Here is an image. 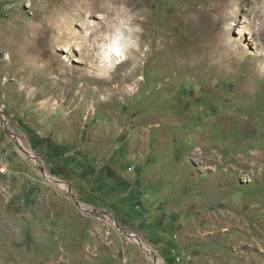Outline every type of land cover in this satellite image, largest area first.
Listing matches in <instances>:
<instances>
[{
    "label": "rangeland",
    "instance_id": "1",
    "mask_svg": "<svg viewBox=\"0 0 264 264\" xmlns=\"http://www.w3.org/2000/svg\"><path fill=\"white\" fill-rule=\"evenodd\" d=\"M0 111V264H264V0H0Z\"/></svg>",
    "mask_w": 264,
    "mask_h": 264
},
{
    "label": "bare ground",
    "instance_id": "2",
    "mask_svg": "<svg viewBox=\"0 0 264 264\" xmlns=\"http://www.w3.org/2000/svg\"><path fill=\"white\" fill-rule=\"evenodd\" d=\"M48 8V7H47ZM44 9H46V8H44ZM35 14H37V13H35ZM34 16V15H33ZM37 16V15H36ZM35 16V17H36ZM42 31L40 30V33H41ZM32 48H31V45L29 44V45H26V48H25V51H27V52H29L30 50H31ZM121 50L119 49V47H118V43H117V41H116V39L114 38L113 40H110L109 42H108V44H107V47H106V49L104 50V51H102V54H101V56H100V58H101V60L104 62V65H106V68L108 67V66H110L111 64H112V62H111V59L112 58H116V57H120V54H121ZM9 58V57H8ZM52 63H54V60H53V57H51L50 58V60H49V62L48 63H46V64H44V66H43V68H39L38 67V71L40 72V73H45V72H47L48 73V70H51V64ZM38 72V73H39ZM39 75V74H38ZM62 78H63V76H61L60 75V80L58 81V84H59V86L61 87L62 85H63V82H62ZM62 88V87H61ZM5 121V123H6V120H4ZM6 125H7V123H6ZM8 127V126H7ZM19 142V141H18ZM24 148V147H23ZM28 152V154H30L29 156H31V153L29 152V151H27ZM33 164L34 165H39V163L37 162V161H34L33 160ZM48 176H47V174L46 175H44V178H47ZM53 181V180H52ZM54 182V181H53ZM56 184H58V186L59 187H61L62 189H64L65 188V190H67V186L66 185H64V184H62V183H56ZM131 237H132V235H131ZM131 237H126V238H131ZM134 241H136L137 242V244L144 250V251H146L147 252V256H148V258H151V261L153 262V263H155V264H161V261H160V259L157 257V255H155V253L145 244V243H143L142 241H140L139 239H137V238H135L134 239Z\"/></svg>",
    "mask_w": 264,
    "mask_h": 264
},
{
    "label": "water",
    "instance_id": "3",
    "mask_svg": "<svg viewBox=\"0 0 264 264\" xmlns=\"http://www.w3.org/2000/svg\"><path fill=\"white\" fill-rule=\"evenodd\" d=\"M0 113H1V111H0ZM3 126H4V130H5V132L9 135V137L13 140V142H14V144L16 145V147L18 148V150L19 151H21V152H23V157L24 158H27V157H30V159H33L34 161H37L38 163H39V165H35L38 169H39V171H40V173H41V175L44 177V175H46L47 173H46V171H45V169H44V167L42 166V164H41V162L33 155V154H31V156H29L30 154H28V152H27V150H25L24 148H23V146H21V144L18 142V139H17V137L8 129V127H7V125H6V123H5V121L3 120ZM53 181L54 182H56V183H60L58 180H54L53 179ZM67 186V192L71 195V197H72V199L75 201V204L78 206V207H80L83 211H86L85 209H83L82 208V206H81V204H79L77 201H76V199H75V196H74V194H73V191H72V189L70 188V186L69 185H66ZM89 212H92V211H94V210H88ZM97 213H102L104 216H107L108 218H110V223H111V225L113 226V227H115L119 232H121L125 237H131V234H129V233H127V232H125V231H123L121 228H120V226L115 222V220L113 219V217H111L110 216V214L109 213H107L106 211H102V210H95Z\"/></svg>",
    "mask_w": 264,
    "mask_h": 264
},
{
    "label": "built area",
    "instance_id": "4",
    "mask_svg": "<svg viewBox=\"0 0 264 264\" xmlns=\"http://www.w3.org/2000/svg\"><path fill=\"white\" fill-rule=\"evenodd\" d=\"M0 166H1V165H0ZM0 171H1V172H3V171H4V169L1 167V168H0Z\"/></svg>",
    "mask_w": 264,
    "mask_h": 264
}]
</instances>
